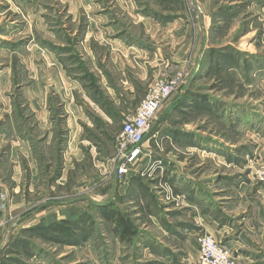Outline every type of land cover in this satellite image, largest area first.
Instances as JSON below:
<instances>
[{
	"label": "rangeland",
	"instance_id": "1",
	"mask_svg": "<svg viewBox=\"0 0 264 264\" xmlns=\"http://www.w3.org/2000/svg\"><path fill=\"white\" fill-rule=\"evenodd\" d=\"M176 76L119 177L124 89ZM202 235L264 264V0H0V264H201Z\"/></svg>",
	"mask_w": 264,
	"mask_h": 264
},
{
	"label": "built area",
	"instance_id": "2",
	"mask_svg": "<svg viewBox=\"0 0 264 264\" xmlns=\"http://www.w3.org/2000/svg\"><path fill=\"white\" fill-rule=\"evenodd\" d=\"M181 78L158 80L151 84L136 112L122 123L116 138L115 172L123 177L144 154V141L160 108L177 90ZM198 258L201 264H235L231 252L208 235L197 238Z\"/></svg>",
	"mask_w": 264,
	"mask_h": 264
},
{
	"label": "crops",
	"instance_id": "3",
	"mask_svg": "<svg viewBox=\"0 0 264 264\" xmlns=\"http://www.w3.org/2000/svg\"><path fill=\"white\" fill-rule=\"evenodd\" d=\"M117 43L119 44V41L118 42H114V44L115 45H117ZM118 54H114L113 52L111 53V63L114 65L113 67V69H112V71L111 70H108V64H107V62H106V65H105V67H106V72L104 71V73H105V79H107V81H108V84H107V86H113L114 85V87H115V90H113L114 92L113 93H109V92H103V95H106L107 96V98H108V100L110 101V102H112V103H119V102H123V103H125L126 102V100H123V99H120V93L118 92V90H117V85L118 84H116L117 83V78L115 77V75L117 74V73H119V70H118V67H117V61H116V59H118V56H117ZM106 57V56H105ZM107 58V57H106ZM114 59H115V61H114ZM117 70V71H114V70ZM124 72H122V77H124ZM129 79H131V81L133 82L134 81V78H129ZM125 80H127V79H125ZM121 82L124 84V85H126L127 84V81H122V79L119 81V84H121ZM131 85H133V84H131ZM119 86V85H118ZM130 86V85H129ZM133 86H131V88H132ZM131 88H126V89H124V91H128V92H124L125 93V95L127 96V99L129 98V101L132 103L131 104V109H132V111H135L136 112V110H137V108L139 107V105H140V102L142 101V99L144 98V96H145V93L146 92H144V95H141V94H139L138 92H134V90L133 89H131ZM112 94H114L115 96H116V99H110L109 97L110 96H112ZM109 96V97H108ZM115 112H117V108H116V111ZM109 121H110V119H108ZM100 121H103V118H100ZM75 131V130H74ZM221 199V198H220ZM225 247L227 248H230L231 246H230V241H228V242H226V244H225ZM227 248V249H228ZM231 249V248H230ZM229 250V249H228ZM232 250V249H231Z\"/></svg>",
	"mask_w": 264,
	"mask_h": 264
},
{
	"label": "trees",
	"instance_id": "4",
	"mask_svg": "<svg viewBox=\"0 0 264 264\" xmlns=\"http://www.w3.org/2000/svg\"><path fill=\"white\" fill-rule=\"evenodd\" d=\"M121 220H123L124 222V226H125V232H127L126 230H128V223H126L127 221L124 220L123 218H121ZM127 228V229H126Z\"/></svg>",
	"mask_w": 264,
	"mask_h": 264
}]
</instances>
